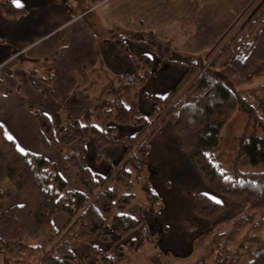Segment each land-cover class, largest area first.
I'll use <instances>...</instances> for the list:
<instances>
[{
  "label": "trees",
  "instance_id": "obj_1",
  "mask_svg": "<svg viewBox=\"0 0 264 264\" xmlns=\"http://www.w3.org/2000/svg\"><path fill=\"white\" fill-rule=\"evenodd\" d=\"M3 8L12 15L23 12L13 0L5 1ZM133 38L146 39L150 52L160 59H174L187 65L186 72L167 95H148L154 102L151 114L140 112L138 100L141 85L153 66L151 55L145 53L134 57L133 74L120 76V89L111 92L114 96L98 104L102 109L98 113L103 119L101 126L90 120L93 110L87 112L86 118H72L65 125L53 124L42 112L37 115L44 146L48 149L56 145L57 131L66 166L76 170V180L83 189L72 187L59 164L44 154L21 151L0 125L6 172L23 198L21 204L11 205L0 214L1 242L4 246L8 242L16 243L25 264H79L75 248L96 237L110 244L107 250L90 246L98 264L130 260L145 243V235L150 234L147 213L160 214L161 199L150 181L142 178L151 139L170 121L180 135L182 150L203 181L243 209L231 221L229 230H222L216 224L210 232L202 233L194 245L206 244L208 251L191 264H264V169L237 171L230 177L214 162L211 153L222 128L244 103L239 91L222 78L245 81L264 74V0H253L212 48L210 68L185 60L179 48L169 40L158 38L156 33L152 32L150 38ZM114 40L123 51L128 50L119 34L114 35ZM162 45L177 50L174 54L163 53L159 50ZM133 91V99L129 100L128 94ZM256 118L264 129V119L258 115ZM125 125H133L137 131L122 140L126 147L123 160L113 165L108 175L93 171L85 160L89 141L94 140L101 150L114 142L117 127ZM237 157L253 165L264 164V137L257 132L245 135L239 143ZM142 181L148 200L144 205L134 202L135 185ZM193 196L194 211L201 218L213 219L224 210L223 203L206 192L196 191ZM59 212L70 216L62 229L53 223ZM194 226L189 220L188 228ZM134 232H139L140 241L131 237ZM27 236L36 242H25Z\"/></svg>",
  "mask_w": 264,
  "mask_h": 264
},
{
  "label": "crops",
  "instance_id": "obj_2",
  "mask_svg": "<svg viewBox=\"0 0 264 264\" xmlns=\"http://www.w3.org/2000/svg\"><path fill=\"white\" fill-rule=\"evenodd\" d=\"M252 1L19 0V7L14 4L23 10L20 15L9 14L1 2L0 125L20 150L44 154L59 164L63 176L74 188L81 190L76 170L66 166L59 133L55 132L56 145L48 149L44 146L38 113L49 116L55 125H65L72 118L83 119L89 110L95 113L90 115V120L97 118L102 111L98 104L114 96L111 92L119 86L120 76L136 71L134 57L149 53L152 72L141 85L138 100L140 112L151 114L154 102L148 95H167L182 78L187 65L174 59H160L150 52L146 39L133 38L143 35L131 32L157 30L163 32L162 38H170L171 44L179 36L202 38L208 34L217 39L226 28L218 26L219 23L232 22ZM189 20L216 25L194 29L191 34L184 23ZM115 34L125 41L127 51L116 44ZM136 131L133 125L118 126L114 142L101 150L94 140L89 141L87 165L97 173L108 175L111 167L123 160L126 147L122 140ZM147 167L151 187L165 202L160 214L150 218L155 220L157 230H154L160 232L159 243L166 250L190 252L195 236L189 233L192 229L188 228L191 220L188 216L199 219L194 211L193 193L203 191L214 199L219 193L215 195L208 189L182 150L180 135L170 121L151 139ZM22 202L21 194L7 175L6 154L0 146V214ZM69 219V214L59 212L53 223L62 229ZM176 228H184V237L174 232ZM24 241L36 242L28 236ZM101 243L95 241L97 245ZM91 244L82 243L86 248ZM14 245L17 244L8 242L4 246L0 240V264H25L19 246L15 249ZM81 247L75 250L79 264H97L87 256L84 246L82 253Z\"/></svg>",
  "mask_w": 264,
  "mask_h": 264
},
{
  "label": "rangeland",
  "instance_id": "obj_3",
  "mask_svg": "<svg viewBox=\"0 0 264 264\" xmlns=\"http://www.w3.org/2000/svg\"><path fill=\"white\" fill-rule=\"evenodd\" d=\"M5 1L7 0H0V4L1 2H5ZM237 18L238 17L234 18L233 19L234 21L232 20V22H229L227 24L219 23L218 26H224L226 28L221 33V36L217 37V39H215L214 37H208V34L207 35L205 34L207 37H202V38H198L194 36L192 37L179 36L173 39L172 45L174 47L179 48L178 50L182 54L185 60L186 59L194 60L202 66L205 65V68H207L208 66H210V63L214 57V55L210 56V52L212 48L218 43V41L232 26V24L235 22ZM184 23L186 28L190 29L191 34L194 29L197 28L202 29L208 26L214 27V25H216L215 23L200 24L193 22V20L191 21L189 20V22H184ZM131 33L143 35L144 37L147 38H150L152 36L151 31H145V30H139L138 32H131ZM153 33H156L158 38L160 39L163 36V32L159 31L158 33L157 30L154 31ZM162 39L169 40L170 38H162ZM159 50L160 52L163 53L168 52L170 54H174V52L177 49L174 48L169 49L167 45H162V47H160ZM219 65L220 64H218L215 68H218ZM222 80L229 87L239 91L244 103H241L239 105V108L237 109L233 117L222 128L219 142L211 149V153L213 154V160L216 164H219L221 169H223L226 172L227 176L230 177H233L237 171H242V172L262 171L264 169V164L253 165L250 164L244 158L239 160L237 156H238L239 143L245 135H249L252 132H257L258 134L264 137V129L259 125L256 118V115H258L264 119V74L251 77L250 79H247L245 81H239L234 78H228V77H223ZM116 88L117 90L120 89V87L118 86ZM134 92L135 91L128 94L129 100L133 99L132 96ZM92 122L101 126L103 124V119L99 118L98 116L97 118L92 119ZM142 179L143 181L151 180L150 170L148 167L146 168L144 177ZM143 181L140 184H136L134 188V193L136 195L134 202L141 205H144L148 202L146 192L142 187ZM198 182L200 183L199 180ZM71 186L74 187L72 184ZM208 189L211 190L215 195L218 194L216 191L211 189L210 186ZM215 198L218 199L224 205V210L219 216L213 219H205V218L203 219L201 217H199V219L196 218L194 219V217H192L191 215L188 216L191 219L190 221L194 223L195 225L194 228L198 229V231H193V229L189 231L191 235L195 236V242L202 235L200 232L202 231H205L204 233L210 232L213 226H215L216 224L220 225L222 230H229L231 227V221L237 215L241 214L243 210L239 203H237L236 201H234L229 197L219 194V196H215ZM164 203L165 202L163 200L162 201L159 200L158 209H160V211L164 206ZM154 217L155 216H152L151 214L147 213V218H149L152 226L150 222H148L151 228L148 225L150 234L145 235L146 238L145 243L142 244L141 247L135 250V253L132 255L130 260L121 259L118 261L119 264H158L159 261L155 260V258L160 260L161 264H191V263H195L199 259L200 255L208 251L206 244H202V245L198 244L196 246L194 245L193 249L190 252H186L184 250L182 252H175L174 250H166L165 248H163L164 246L162 247L161 246L162 244L159 243L160 232L155 231L157 230V226L153 224L155 220L150 219ZM183 230L184 228H182V230L176 228L174 232H178V234H180L182 238L184 237L182 236ZM131 237L136 239L137 241H140L139 232H134L131 235ZM96 240L102 242L101 243L102 245L95 244ZM87 241L91 242L93 244V245L91 244L93 247H96L101 250H107L110 248L109 243L102 241L98 237H96L92 240H86L81 242L80 245L75 248V250L78 247H81L82 243ZM17 246L18 245H14L15 249H17ZM83 246L85 247V245H82L80 249L82 250V253L84 251ZM89 248L88 247L86 248L87 256L90 258V260H92L93 256ZM80 256L83 257V255ZM77 259L79 261L78 257ZM96 263L98 264V262ZM92 264L95 263L93 262Z\"/></svg>",
  "mask_w": 264,
  "mask_h": 264
},
{
  "label": "snow or ice",
  "instance_id": "obj_4",
  "mask_svg": "<svg viewBox=\"0 0 264 264\" xmlns=\"http://www.w3.org/2000/svg\"><path fill=\"white\" fill-rule=\"evenodd\" d=\"M14 2L16 3V5L19 7L20 6V3H19V0H14ZM9 139H11V137H9ZM22 151V149H21Z\"/></svg>",
  "mask_w": 264,
  "mask_h": 264
}]
</instances>
